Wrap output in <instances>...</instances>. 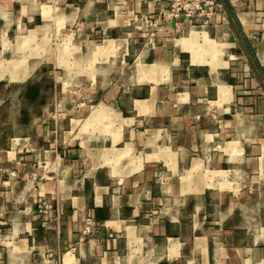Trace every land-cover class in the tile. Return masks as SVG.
Here are the masks:
<instances>
[{
    "label": "crops",
    "instance_id": "obj_1",
    "mask_svg": "<svg viewBox=\"0 0 264 264\" xmlns=\"http://www.w3.org/2000/svg\"><path fill=\"white\" fill-rule=\"evenodd\" d=\"M0 0V264H264V0Z\"/></svg>",
    "mask_w": 264,
    "mask_h": 264
},
{
    "label": "built area",
    "instance_id": "obj_2",
    "mask_svg": "<svg viewBox=\"0 0 264 264\" xmlns=\"http://www.w3.org/2000/svg\"><path fill=\"white\" fill-rule=\"evenodd\" d=\"M218 3L219 0H171L170 6L159 17H146L145 23L150 29V35H154L161 21L196 18L200 22H206L217 11Z\"/></svg>",
    "mask_w": 264,
    "mask_h": 264
}]
</instances>
